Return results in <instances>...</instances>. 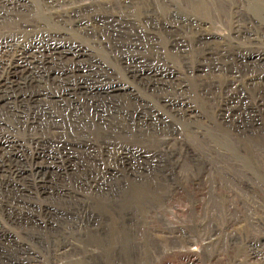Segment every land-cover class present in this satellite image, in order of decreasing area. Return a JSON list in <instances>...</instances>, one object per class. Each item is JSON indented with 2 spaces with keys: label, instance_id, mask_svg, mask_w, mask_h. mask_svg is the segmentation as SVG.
<instances>
[{
  "label": "bare ground",
  "instance_id": "bare-ground-1",
  "mask_svg": "<svg viewBox=\"0 0 264 264\" xmlns=\"http://www.w3.org/2000/svg\"><path fill=\"white\" fill-rule=\"evenodd\" d=\"M79 1L0 0V191L7 194L6 210L12 213L7 220L14 225L29 223L27 212L31 204L24 196L31 182L47 202H59L56 210L49 205L44 208L52 228L75 212L80 213L81 219L77 218L74 225L80 228L90 203L75 195L84 189L95 196L109 195L105 186L113 175L108 168L94 174L88 162H95L98 156L120 164L119 159L124 165L132 159H141L145 155L141 150L130 155L125 151L127 147L115 145L112 137L118 134L143 140L154 131L172 135L163 147L167 148L169 160L178 163L184 156L189 160L190 176L180 175L174 183L157 157H151L153 163L138 171V168L135 172L129 167L124 169L128 176L138 174L128 192L136 197V202L149 196V201L163 206L173 199L188 198L189 191H194L203 212L197 230L204 245L186 263L264 264V150L255 154L245 148L244 142L252 137L264 146V0H94V6L89 7L77 5ZM63 5L70 7L62 9ZM213 19L222 26L229 24V34L219 41L204 35L201 28L204 22ZM55 29L95 40V45L106 50L122 67L132 88L123 89L125 83L113 81L112 69L94 60L83 44L65 42L60 38L63 34ZM157 33L167 39L169 48L161 49L155 43ZM189 34L192 55L187 52L184 40L178 38ZM166 50L188 67V73L193 71L188 66L190 57L194 59L195 72H210L198 91L201 99L212 102L204 109L213 112L214 108V127L222 134L216 132L220 136L214 139L206 133L207 143L215 141L226 149H239L233 152V160L212 165L190 155L181 136L191 129H201L196 123L200 120L205 123L208 116L190 110L188 102L179 97L191 90L172 71L148 58L149 64L137 63L140 53L150 51L154 57H163ZM135 89L149 92L175 120L186 124L184 130L180 129V133L175 126L168 127L169 123L161 115L158 117L146 100L135 95ZM32 109L41 111V118L36 114L30 117ZM5 115L19 119L22 126L32 131V141L37 145L41 137L35 132L41 130L51 139L50 148L45 145L30 160L22 159L20 143L10 135V128L1 127ZM109 116L120 118L125 130L119 129L117 123H109ZM95 126L109 133L97 141L98 146L106 147L101 153H95L93 145L75 136L81 127L91 131ZM232 136L237 137L238 143H234ZM201 137L197 135L198 139ZM171 144L180 145L181 157L169 152ZM79 154L89 159H83L87 166L78 160ZM69 162L76 166L70 172ZM211 168L219 170L216 172L220 176L202 175V170L207 172ZM142 180L146 183L142 184ZM67 185L74 189L75 195L67 190ZM121 186L126 184L122 182ZM192 232L195 230L179 227L166 230L161 226L159 238L162 242L171 239L169 251H174L179 245L195 244ZM0 246V264H32L26 251L14 246L7 236L0 234ZM67 251L59 245L54 247L57 256Z\"/></svg>",
  "mask_w": 264,
  "mask_h": 264
},
{
  "label": "rangeland",
  "instance_id": "rangeland-1",
  "mask_svg": "<svg viewBox=\"0 0 264 264\" xmlns=\"http://www.w3.org/2000/svg\"><path fill=\"white\" fill-rule=\"evenodd\" d=\"M128 1L133 2V0ZM77 5H81L83 7H89L92 5L94 6V0H81L77 3ZM69 7V5H63L61 8L67 9ZM213 21L215 20L213 19ZM213 21L210 22V20H207V22H204L203 27L201 28L204 35H209L213 40L219 41L221 38L226 37L229 34V24H227V26H222L221 22ZM233 22L234 19L232 21V25ZM54 31L63 34L60 38L64 39V41H76L83 44L84 47L88 48L93 54L92 56L94 60L98 61L103 67L112 69L114 71L113 81L125 83L123 89L125 87H127L128 89L132 88L131 86H129V84H127L128 80L123 72L122 67L119 66L114 61V59H112V57L106 50L97 47L94 43L95 40L89 39L86 36L75 32L63 33L58 29H55ZM178 38L184 40L185 44L188 46L187 52L191 53L192 55L194 50L190 48V42L192 41L191 35L189 34L187 36H181ZM155 43L161 49L169 48L167 46V39L160 33H157V40H155ZM165 52L166 53L163 57H154L150 51L140 53L138 54V56L140 55L141 58L139 59L140 61H137V63H143L145 61L144 63L149 64L147 62L148 58L152 61V63L157 64L163 69L172 71L177 75L176 77H179V79L182 80L186 85H188L191 90V92L179 97L184 98L188 102V104L191 106L190 110H195L196 112L199 111L202 112L205 116H208V119L205 123H203L202 120L196 123L197 127H202L201 129H191L189 132L184 133L181 136L183 143H185L184 145L189 147V150L191 152L190 155L192 154L191 156L195 157L196 159H204L211 164H218L219 162L225 160H233L235 158L234 153H237V150L239 149H235L234 147H229L228 149H226L225 147L218 145L215 141H213L212 143H207L208 136L206 135V133L214 136V139L220 136L216 135V132L222 134V132L217 131L214 127V124L216 123L214 108L213 112L204 109L205 107H208L212 102L208 101L205 98L201 99L198 91L200 84L206 82L209 79L210 72H195L196 68L194 67V59L190 57L188 60V66L190 68H193V71H190V73H188V67H186L180 59L171 55L169 50H166ZM143 56L146 57L144 58ZM130 85H132V83ZM133 91L135 95H138L140 98L146 100L149 103L150 109L153 112H156L158 114V117L159 115H161L162 118L169 123L168 127L170 125L175 126L176 132L180 131V133L181 130H184L183 128L186 124L181 121L175 120L169 113L164 110V108L160 104L156 103L152 99L154 97L149 92L141 89H135ZM36 112V109H32L30 111L31 114H29L30 117H32V114H36L41 118L40 114L42 112L39 111L40 114ZM2 118L3 121L1 127L5 130L7 128H10V135L20 143L19 151L22 159L30 160L36 153V150L44 148L45 145L46 148H50V146L48 147V145H51V139L46 138L41 130L38 129L39 132H35L36 135L38 134L37 137L39 136L38 138L41 137L40 139L43 140H40V145H37L32 141V138L34 137L32 131H29L26 127L22 126L19 119L11 118L6 115ZM88 118L91 119L90 116ZM107 118H110L109 123H117L116 126L119 129L125 130L126 127L125 125L121 124L123 122L120 118H115V116H109ZM64 120L67 123L66 117H64ZM121 126H123L124 128ZM40 132L42 134H40ZM108 134V131L105 132L103 128H98V126H95L94 128L92 127L91 131L81 127L80 131L77 132L75 136L79 140H83L89 145H93V149L96 150L95 153H101L100 151H102L103 149L105 150L106 147L98 146V143L101 141V138L108 136ZM150 134L145 135V138L143 140L138 139L134 136L124 137L118 134H114L112 137L115 145H120L123 147L125 146V148L127 147L125 151L130 155H132L133 152L137 150H141L143 155L145 154L141 159H132L131 162L124 165L122 164L123 161H120L119 159L118 161L120 164H118L111 158L108 159L103 158V156H98L95 162H88V167L91 168L92 171H94V174L97 173V171L100 169L108 168L112 170V180L108 183V185L106 184L105 186L106 189H109L110 191L109 195L95 196V194H93L91 190L86 189L80 191L79 194L75 195L72 194L74 189H71L70 185H67L68 187L66 186L67 190L72 195L81 197L84 200L86 199L90 203V207H88V209L86 210V214L83 215L84 225H82L80 228H75L74 225L78 218V215L80 217L79 212H75L76 214L73 215L69 214L70 217L67 218L68 220L65 219L63 221L64 223L62 222L60 224H54L55 229L54 227L52 228L53 224L44 213V208L49 205L50 207H54V209L56 210L59 207V202H56L54 204L47 202L45 198H43L36 192V190L33 188L32 183L29 182L26 187L27 191L25 192L24 196L26 197L27 202L31 204L27 212L29 223L26 225H14L7 220L8 217L10 218L9 215H12V213L6 210L7 194H4V192L0 191V234L7 236V238H10V241L14 246L17 245L22 247L26 251V254L29 256V259H31L30 262H32V264H95L97 262H100L102 264H187L186 262L188 261L189 256L199 253L204 245V242L199 234V230H197V226L202 220L203 212H201L200 205L196 202L194 191H189L190 196L188 198L173 199L172 201H167L163 206L156 205V202L154 203L152 201H149V196H144V198L140 197V200L136 202V197L132 196L130 192H128L134 186L132 184L133 182L131 181L138 174H131L130 176H128L124 169L129 167L135 172V170L138 168V171L140 168H142V166L145 167L147 166V164L153 163L150 161L151 157L154 159L157 157L156 159L158 160V163H160V167L165 170L166 173L170 174L172 182L174 183L176 181H179V179L181 178L180 175H186V177L190 176L191 169L189 162L187 163V161L189 160L185 156V158L182 157L178 163L176 160H169L166 153L167 148L163 147V145L172 138V135L157 132L154 133V131H151ZM197 135H200L202 137L198 139ZM231 138L232 140H234V143H238L236 139L237 137L232 136ZM244 142L246 144L245 148L248 147V149H250L255 154H257L259 149L264 150V146L261 145L257 140H255V138L249 137L244 140ZM179 148V144H171L169 152L173 153L177 158L181 157V155L179 154ZM153 149H156V151H152ZM75 152L77 151L75 150ZM77 156L79 157L78 160H81V162L85 164V166H87L85 160L89 159L85 158V156L83 155L81 156V154ZM113 156L114 155H112V157ZM73 165L74 164L71 162L68 163L69 172L76 168V166ZM209 171L214 172L209 173ZM216 171L219 172V170L214 168H211V170H207V172L206 170H202V175L212 174L215 175V177H219L220 175ZM234 172L238 174L241 173L240 170H235ZM122 182L126 184V187H120V183ZM143 183H146V180H142V184ZM209 183H213V180H210ZM82 199L80 200V203L84 201ZM76 201L79 202L78 200ZM55 204L56 206H54ZM92 214L94 216H92ZM142 218H146V221L143 222ZM80 219L81 218H78V220ZM159 219H161L162 222H159ZM69 223L70 226L67 227ZM161 226H164L166 230L170 227L195 230V232L191 233L195 244H191L188 246L179 245L174 251H169L170 246L172 245V240L169 238H167L164 242L160 240L159 229ZM66 228H71L69 229L71 231L66 230ZM57 245H59V247L63 249H68V251L65 254H61L58 256L55 255L54 247ZM2 247L5 248V246ZM202 258L205 260L203 256Z\"/></svg>",
  "mask_w": 264,
  "mask_h": 264
}]
</instances>
